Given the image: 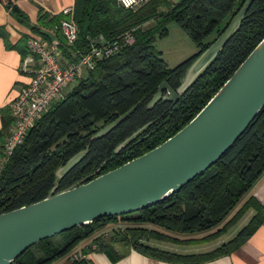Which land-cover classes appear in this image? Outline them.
Segmentation results:
<instances>
[{
	"label": "trees",
	"instance_id": "obj_1",
	"mask_svg": "<svg viewBox=\"0 0 264 264\" xmlns=\"http://www.w3.org/2000/svg\"><path fill=\"white\" fill-rule=\"evenodd\" d=\"M245 1L147 0L131 10L120 7L117 0H74L67 15H51L39 9L37 24L33 26L11 0H0L6 11L32 32L46 37L47 33L53 34L59 42L62 65L86 54L91 41L98 36L107 41L117 40L120 45L115 55L85 70L75 85L51 104L4 162L2 143L8 138L14 120L8 108L2 111L0 214L44 199L53 187L56 169L86 148L84 160L61 180L57 191L70 188L91 174L95 178L112 171L161 145L185 127L264 38V0H254L239 31L176 103L161 100L151 109L147 104L161 83L178 88L190 64L221 35ZM61 20H72L78 27L73 44H67L61 33L54 30ZM170 22L197 48L193 56L174 68L167 66L155 48L156 38L165 37ZM125 35L132 37L131 44L122 41ZM212 35H217L216 39L209 40ZM28 54L29 51L24 52L23 57ZM132 108L134 111L109 134L91 140L98 130ZM149 123L134 142L114 154L116 146ZM263 174L264 109L220 160L165 201L140 212L99 218L41 240L11 264H55L90 238L95 248L112 260L120 258L115 244L167 262L201 263L229 255L264 222V204L253 198L236 211ZM249 209L255 210L250 221L212 250L182 254L149 243H205L211 238L182 239L171 233L189 235L216 228L212 237L217 238Z\"/></svg>",
	"mask_w": 264,
	"mask_h": 264
},
{
	"label": "water",
	"instance_id": "obj_2",
	"mask_svg": "<svg viewBox=\"0 0 264 264\" xmlns=\"http://www.w3.org/2000/svg\"><path fill=\"white\" fill-rule=\"evenodd\" d=\"M254 0H246L221 35L187 68L178 88L161 83L147 108L159 101L176 103L201 78L232 37ZM135 108L92 135L100 139L120 125ZM264 109V38L200 112L161 145L124 165L72 187L57 191L61 180L88 153L82 150L54 172L53 187L33 204L0 214V264H11L41 240L94 222L148 209L178 193L202 175L232 148ZM144 125L114 149V154L134 142ZM93 178V179H92Z\"/></svg>",
	"mask_w": 264,
	"mask_h": 264
},
{
	"label": "crops",
	"instance_id": "obj_3",
	"mask_svg": "<svg viewBox=\"0 0 264 264\" xmlns=\"http://www.w3.org/2000/svg\"><path fill=\"white\" fill-rule=\"evenodd\" d=\"M11 1L26 15L29 23L33 26L37 24L39 9H42L51 15H59L65 10H71L74 5V0ZM170 1L176 3L179 0ZM29 38H38L42 40L48 47L59 53V59H61L59 42L53 34L47 33L46 37L32 32L29 26L18 22L13 16H11L6 11L4 4L0 2V129L2 127V111L8 108V105L17 96L18 92L29 81L28 76L21 71L22 60L27 56L23 57V53L28 51L27 40ZM5 142L6 139L2 143L3 150ZM249 198H253L260 204H264V174L254 187L243 197L236 211ZM254 214V209H249L245 213L240 219L244 220V224L241 228L250 221ZM240 220L238 222H240ZM240 229H238L236 233ZM235 234L232 235L234 236ZM233 236L221 240L215 247L228 241ZM149 243L182 254L202 253L215 248H201L200 246L205 245L204 243L194 244L195 247L193 248L185 247L180 250L176 248V246L168 245L167 242L149 241ZM115 249L118 255H120L118 260H112L108 254L101 250H97L92 243V238H90L81 242L73 251L58 260L55 264H264V222L258 230L233 253L201 263H179L157 260L147 257L131 247L122 246L120 244H115ZM74 255H76V257H74ZM79 259H83V263H79Z\"/></svg>",
	"mask_w": 264,
	"mask_h": 264
},
{
	"label": "built area",
	"instance_id": "obj_4",
	"mask_svg": "<svg viewBox=\"0 0 264 264\" xmlns=\"http://www.w3.org/2000/svg\"><path fill=\"white\" fill-rule=\"evenodd\" d=\"M146 1L117 0L120 7L131 10H136ZM70 13L71 10H65L62 14ZM54 30L61 33L67 44H73L77 39L78 27L72 20H61ZM122 41L131 44L133 39L130 35H125ZM27 48L29 54L22 60L21 71L28 76L29 81L8 105L14 123L4 145L3 162L22 144L35 121L51 104L61 99L85 70L93 69L99 60L115 55L120 45L117 40L107 41L103 36H98L91 41L86 54L75 62L66 61L64 65L59 59V53L38 38H29Z\"/></svg>",
	"mask_w": 264,
	"mask_h": 264
},
{
	"label": "rangeland",
	"instance_id": "obj_5",
	"mask_svg": "<svg viewBox=\"0 0 264 264\" xmlns=\"http://www.w3.org/2000/svg\"><path fill=\"white\" fill-rule=\"evenodd\" d=\"M166 29H167V34L165 35V37L161 39L156 38L155 48L161 53L162 59L165 61L167 66L169 68H174L178 64L184 62L185 60L193 56L197 52V48L194 45V43L190 40V38L175 23L173 22L168 23L166 26ZM216 36L215 35L210 36L209 40L214 39ZM74 85H75V82L70 85V87L66 90V92H68ZM243 222H244L243 219L240 220V222L233 225V227H231L226 233H224L223 235H220L217 238L212 237V233L216 230V228L209 230L207 232H203V233H194V234H189V235L171 233V235L176 236L178 238H182V239L183 238L184 239L185 238L203 239V237H209L211 239L207 240L205 242V245L200 246V247L211 249L215 247L216 244L220 242L221 240H225L226 238H230L231 236H233L232 234H235L236 231L241 228V226L244 224ZM119 226L124 227L123 224H119ZM147 227H150V226H147ZM167 244L176 246V248L180 250L185 247H188V248L195 247L194 244H192L193 246L188 245V244H184V245L174 244L172 242H167ZM198 244H204V243H198Z\"/></svg>",
	"mask_w": 264,
	"mask_h": 264
}]
</instances>
